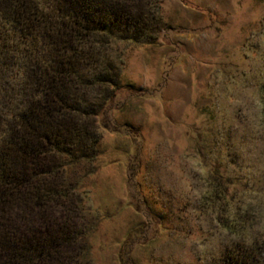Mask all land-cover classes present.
<instances>
[{"label": "rangeland", "instance_id": "obj_1", "mask_svg": "<svg viewBox=\"0 0 264 264\" xmlns=\"http://www.w3.org/2000/svg\"><path fill=\"white\" fill-rule=\"evenodd\" d=\"M159 3L152 44L105 52L135 87L107 113L129 135L98 128L88 175L52 160L65 197L48 218L74 233L49 264H122L126 241L128 264H222L242 244L264 257V0ZM216 183L227 191L213 205Z\"/></svg>", "mask_w": 264, "mask_h": 264}, {"label": "trees", "instance_id": "obj_2", "mask_svg": "<svg viewBox=\"0 0 264 264\" xmlns=\"http://www.w3.org/2000/svg\"><path fill=\"white\" fill-rule=\"evenodd\" d=\"M159 1L0 0V264H46L73 241L66 219L48 218L65 197L58 172L82 163L92 173L98 128L131 132L107 116L121 91L135 87L122 84L121 56L115 65L105 52L117 42L152 44ZM261 99L264 125V86ZM226 191L213 185V205ZM228 223L222 227L230 230ZM131 243L120 249L127 247L122 264ZM260 248L264 256V238ZM221 262L264 264V257L259 262L242 244Z\"/></svg>", "mask_w": 264, "mask_h": 264}]
</instances>
